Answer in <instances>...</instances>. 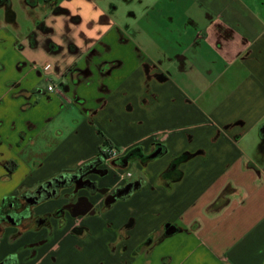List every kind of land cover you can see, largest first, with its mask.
Here are the masks:
<instances>
[{
	"label": "crops",
	"instance_id": "0c3cea01",
	"mask_svg": "<svg viewBox=\"0 0 264 264\" xmlns=\"http://www.w3.org/2000/svg\"><path fill=\"white\" fill-rule=\"evenodd\" d=\"M18 2L24 18L0 5V210L93 161L104 137L159 154L132 159L143 181L100 214L0 223V263L264 264V0Z\"/></svg>",
	"mask_w": 264,
	"mask_h": 264
},
{
	"label": "flooded vegetation",
	"instance_id": "af4514ba",
	"mask_svg": "<svg viewBox=\"0 0 264 264\" xmlns=\"http://www.w3.org/2000/svg\"><path fill=\"white\" fill-rule=\"evenodd\" d=\"M28 1L32 3L34 1L36 2V0ZM2 4L9 6L10 0H0V5ZM158 154L159 147L154 146L150 147L147 152H142V149L134 148L129 153L119 155L118 157L108 162L105 161V156L104 159L102 157H96L93 161L79 168L75 173H73L72 176H69L65 180H63V182L67 183V186L60 188L55 197L41 200L45 198L48 193L50 196L52 195L51 192L53 191V189L50 188L38 189L37 187L33 191L21 194L17 203H9L6 210H0L2 211L0 212V223L21 226L23 229H25V231H27L30 229L38 230L43 227H49L51 218H58L63 222L70 219L74 220L81 216H92L100 214L101 210L109 205L112 197H118L120 196V193L126 190L122 188H124L127 184L134 183L135 185H133L131 188L133 190L136 188V185H138L137 182H142L143 178L141 175H138V179H136V181H133L131 180V177L128 183L124 185L118 184L114 187L103 184L100 185L99 179L103 180L107 177H112V174H114L113 171H126L129 163L133 161L132 159L139 162H145ZM110 170H113L112 173L110 172ZM167 173L170 172L167 171ZM131 176H133V174ZM161 178L166 183H169V181H171V176L166 173L163 174ZM71 186V191H69L65 196L66 201L63 204L59 205L50 213L39 215L34 214L33 209L36 208L39 204L49 199H56L59 195L60 190ZM95 196L102 197V201L99 202V204L101 203V206L99 208H97L92 201V198ZM118 199H120V197ZM130 224L131 223L125 225L122 236H126V232L130 228ZM77 227L78 226H75L72 230H74L75 232L79 231ZM175 228L176 226H174L172 223L167 222L163 226L160 235H167L171 233ZM0 264L4 263L2 262Z\"/></svg>",
	"mask_w": 264,
	"mask_h": 264
},
{
	"label": "trees",
	"instance_id": "16d2710c",
	"mask_svg": "<svg viewBox=\"0 0 264 264\" xmlns=\"http://www.w3.org/2000/svg\"><path fill=\"white\" fill-rule=\"evenodd\" d=\"M103 146H104V148H111L112 147L111 144L109 143V141L105 137L103 138ZM104 156H105V154H104L103 150H101L97 157H100V158L102 157L104 159ZM188 158H189V155L187 153H182L175 160L177 163H180V162L187 160ZM72 175L73 174H61V175H58V176L44 182L40 186H38V189H46V188L53 189V191L51 192L52 193L51 196L48 193V195H46L45 198H43L41 200H45L48 198L55 197L60 188L67 186V183L63 182V180H65L67 177L72 176ZM3 263L8 264L7 261H4Z\"/></svg>",
	"mask_w": 264,
	"mask_h": 264
},
{
	"label": "rangeland",
	"instance_id": "374dc122",
	"mask_svg": "<svg viewBox=\"0 0 264 264\" xmlns=\"http://www.w3.org/2000/svg\"><path fill=\"white\" fill-rule=\"evenodd\" d=\"M18 1L19 0H11V2L13 3V7H14L15 11L17 12L18 16L21 17V18H24V15H25L24 14V11L22 10V6H21L20 2H18ZM103 1H104V3H108V4L112 3L115 6L121 8L122 5L126 4V1L127 0H103ZM19 20H21V19H19ZM45 65H46V62H41L40 68H44ZM50 79L56 85L59 84V81L56 78H54V77L51 78L50 77ZM61 116L62 117L63 116H67V117H70L71 118V115L70 114H68V115H61ZM70 118H68V122H70ZM63 120L65 122L66 119L63 118ZM61 122H63L62 119H58L57 124L60 125ZM128 171H130L133 174V176H135V177H136L137 173H139V170L136 167H134L133 164H132V166L129 167Z\"/></svg>",
	"mask_w": 264,
	"mask_h": 264
},
{
	"label": "built area",
	"instance_id": "2783aa9c",
	"mask_svg": "<svg viewBox=\"0 0 264 264\" xmlns=\"http://www.w3.org/2000/svg\"><path fill=\"white\" fill-rule=\"evenodd\" d=\"M47 89H48V91L51 92V91L54 90V86L53 85H49ZM103 152H104L105 157H106L105 158V161H107V162L119 156V152L115 148H113V147H111V148H105L103 150ZM131 174L132 173L129 172V171H125V172L119 174V180H120V182L122 183L126 179H129L131 177Z\"/></svg>",
	"mask_w": 264,
	"mask_h": 264
},
{
	"label": "water",
	"instance_id": "95a60500",
	"mask_svg": "<svg viewBox=\"0 0 264 264\" xmlns=\"http://www.w3.org/2000/svg\"><path fill=\"white\" fill-rule=\"evenodd\" d=\"M126 167V166H125ZM125 169V168H124ZM133 185H135L134 183H131V184H127L124 188H122V189H126V190H124L122 193H120L119 195L120 196H118V197H112V199L110 200V203L109 204H112V203H114V202H116L117 201V199L119 198V197H123V196H126V195H129V194H131V192H132V186ZM138 185H136V187H137ZM173 234H175V232H172V233H169V234H167V235H163V237L161 238V239H164L165 237H168V236H171V235H173ZM160 239V240H161Z\"/></svg>",
	"mask_w": 264,
	"mask_h": 264
}]
</instances>
